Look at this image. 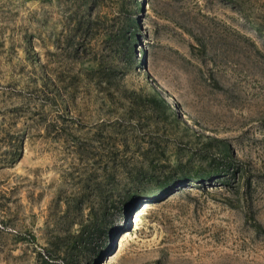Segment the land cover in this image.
Returning a JSON list of instances; mask_svg holds the SVG:
<instances>
[{
	"label": "rangeland",
	"instance_id": "obj_1",
	"mask_svg": "<svg viewBox=\"0 0 264 264\" xmlns=\"http://www.w3.org/2000/svg\"><path fill=\"white\" fill-rule=\"evenodd\" d=\"M138 5L135 66L60 97L43 81L63 2L0 0V264H65L60 240L93 220L106 247L87 264H264V0ZM214 139L235 157L226 184L159 192L198 150L217 159Z\"/></svg>",
	"mask_w": 264,
	"mask_h": 264
},
{
	"label": "trees",
	"instance_id": "obj_2",
	"mask_svg": "<svg viewBox=\"0 0 264 264\" xmlns=\"http://www.w3.org/2000/svg\"><path fill=\"white\" fill-rule=\"evenodd\" d=\"M63 10L60 18V32L56 41L59 53V72L52 75L45 68L43 88L53 90V96L70 97L78 80L88 88L103 85L109 88L118 74L117 57L127 66H135V43L139 31L136 13L140 11L138 0L132 8L126 9L121 0H61ZM236 1V0H233ZM251 28L264 33L261 25L251 23ZM153 95L145 98V105L154 111L166 112L169 106L154 88ZM217 146V159H208L205 152L190 156L185 162L177 163L162 182L158 190L167 192L180 182H196L215 179L226 184L235 172H230L235 157L230 146L222 139L209 140ZM199 161L203 165H199ZM103 224L92 221L75 233L61 239L60 253L65 264H78V258L89 260L88 250L96 257L101 250L94 245L101 243ZM94 247V248H93ZM55 264V263H53Z\"/></svg>",
	"mask_w": 264,
	"mask_h": 264
},
{
	"label": "bare ground",
	"instance_id": "obj_3",
	"mask_svg": "<svg viewBox=\"0 0 264 264\" xmlns=\"http://www.w3.org/2000/svg\"><path fill=\"white\" fill-rule=\"evenodd\" d=\"M169 98V97H168ZM183 117H186V116H183ZM187 119V118H186Z\"/></svg>",
	"mask_w": 264,
	"mask_h": 264
}]
</instances>
